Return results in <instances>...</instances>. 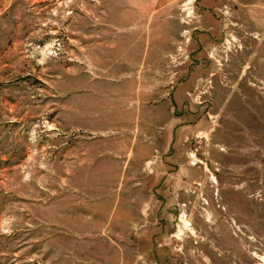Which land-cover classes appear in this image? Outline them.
Returning <instances> with one entry per match:
<instances>
[{"label":"rangeland","instance_id":"1","mask_svg":"<svg viewBox=\"0 0 264 264\" xmlns=\"http://www.w3.org/2000/svg\"><path fill=\"white\" fill-rule=\"evenodd\" d=\"M0 264H264V0H0Z\"/></svg>","mask_w":264,"mask_h":264},{"label":"crops","instance_id":"2","mask_svg":"<svg viewBox=\"0 0 264 264\" xmlns=\"http://www.w3.org/2000/svg\"><path fill=\"white\" fill-rule=\"evenodd\" d=\"M133 48L134 49L137 48L136 45H133ZM143 95L145 94L141 91V89H134L131 93H129V96L131 97V99L129 100L130 103H128L127 107L129 108L128 116L131 117V120H130L132 121L131 123H143V122L144 123H165L164 115H162V112H164L163 111V106L165 105L164 101L163 102L161 101L162 104L160 105L159 104L160 102H158L157 100V105H149L143 108L141 107V100H142ZM95 102L96 103L94 104H91V102L86 103L79 113L80 117H83L85 121V123L79 124V128L83 129L85 132L87 131H89L90 133L102 132L104 131V128L113 126V125H110L111 123L110 119H112L114 115L108 114V112H112L110 108H106V107L104 108L103 105H101L100 107L97 101ZM161 108H162V111H161ZM121 113H124V111L122 110ZM121 117H124V116L122 115ZM87 119H88V123H86ZM125 120L126 119L122 118L118 120V122L125 123ZM98 122H100L101 124H99ZM102 123H109V124L103 125ZM173 123H176L175 119ZM100 128L101 130H98ZM107 133L109 134L110 132H107Z\"/></svg>","mask_w":264,"mask_h":264}]
</instances>
